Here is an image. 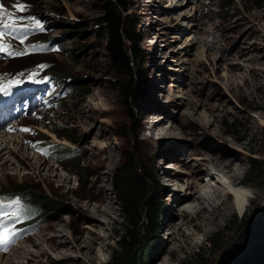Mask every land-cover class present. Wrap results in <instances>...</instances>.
<instances>
[{
    "label": "rangeland",
    "instance_id": "374dc122",
    "mask_svg": "<svg viewBox=\"0 0 264 264\" xmlns=\"http://www.w3.org/2000/svg\"><path fill=\"white\" fill-rule=\"evenodd\" d=\"M0 1L4 17L31 29L17 43L24 54L0 61V82L41 80L48 84L50 99L38 118L23 120L30 133L4 145L0 200L5 201L2 194L10 184L23 180L51 194L50 214L56 218L14 239L0 264L13 260L19 245L37 254L23 264L107 262L125 222L114 181L116 168L132 151L130 126L138 132L135 149L151 176L152 202L160 207L156 222L143 231L155 242L148 264H236L244 241L264 247V78L253 73L255 60L264 57V0H130L129 17L142 50L132 64L146 75L139 112H130L120 96L118 82L127 77L116 73L98 36L102 13L97 0ZM46 42L48 48L33 46ZM154 120L162 122L158 131L150 130ZM54 123L71 129L77 143L58 137ZM163 133L168 136L162 139ZM47 137L76 149L79 157L59 162L55 151L45 149ZM232 154L242 159V182L235 188L243 192L242 199L237 203L230 195V209L206 234L202 218L186 214L176 200L182 184L176 177L188 170H212L206 159ZM251 156L259 157V169L243 186ZM94 206L108 208L111 216L99 217L113 224L105 225L111 238L93 242L90 258L76 249L63 257L66 249L46 245L44 240L60 233L73 245L97 238L83 221L98 215ZM8 218L12 223L4 227L14 232L28 221L18 211H7L0 213V225ZM180 222H189L184 230L191 234L175 228ZM214 233L220 244L211 248L205 241ZM41 245L49 250L40 253Z\"/></svg>",
    "mask_w": 264,
    "mask_h": 264
},
{
    "label": "trees",
    "instance_id": "16d2710c",
    "mask_svg": "<svg viewBox=\"0 0 264 264\" xmlns=\"http://www.w3.org/2000/svg\"><path fill=\"white\" fill-rule=\"evenodd\" d=\"M97 1L98 8L102 13L97 19L98 36L105 41L116 73L119 76L127 77V79L118 82L120 96L130 112L131 110L139 112L145 94L146 75L142 69L134 67L132 64L133 60L141 59L142 50L140 48L141 35L136 31L135 22L129 17L130 0ZM33 46L48 48V42L45 45L37 43ZM10 72L12 73V71ZM53 128L58 137L65 138L71 143H77L71 129L58 123H54ZM126 132L133 140L132 151L128 154L125 162L116 168L114 181L115 193L122 206L125 222L123 231L118 238L117 247L112 249L109 259L104 264H148L155 248L153 239L143 231L149 223L156 222V215L160 207L152 202L149 187L151 176L146 171L143 161L135 149L134 143L137 142L138 132L134 126L127 128ZM45 149L55 151L59 156V162L61 158L71 161L80 155L76 149L63 143L54 142L49 137H47ZM249 160L251 170L248 174L249 178L244 180L243 186H246L251 178L256 176L259 169V157L251 156ZM84 176L89 177L86 171ZM2 195L7 199V202H0V209L9 208L18 211L23 218L28 219L21 229L16 231L13 239L32 233L39 223L56 219L50 214L52 211L51 194L44 190H38L23 180L10 184ZM10 222L11 220L8 219L6 224ZM245 226L246 223L243 227ZM219 242L218 233H214L205 241V244L213 248L219 246ZM236 254V264H264V247L249 240L243 242Z\"/></svg>",
    "mask_w": 264,
    "mask_h": 264
},
{
    "label": "bare ground",
    "instance_id": "6f19581e",
    "mask_svg": "<svg viewBox=\"0 0 264 264\" xmlns=\"http://www.w3.org/2000/svg\"><path fill=\"white\" fill-rule=\"evenodd\" d=\"M255 64L256 68L254 69L253 73L257 78L263 80L264 57L256 59ZM161 125L162 122H156V120H154L151 122L150 130L154 129L158 131L159 126ZM9 136H5L2 138L0 137V154H2L3 156L6 155L4 152L7 151L5 150L7 148L4 145L10 147L9 144L11 143V141L15 143L18 138ZM167 136L168 135L163 133L160 138L163 139ZM11 147H14V145H11ZM221 156H210L208 159H206L207 163L210 165L212 170L201 172L188 170L185 174L178 175L176 177L177 180L182 182V184L177 188L180 193L176 194V200L182 201V210L186 214L202 218L204 222V225H202V230L206 234L210 229H212V226L218 225V218L224 217L230 209L228 201L229 196H234L235 202L238 203L242 199L243 195L242 191L235 189L236 186L240 185L242 182L240 178V164L242 162L241 157L237 154H232L227 158H225L224 156V158H222ZM100 167L101 166L99 165L98 169ZM217 173H220L222 175V178L220 176L216 177ZM166 176H169V174H166ZM63 178L67 179L66 176H63ZM107 209H105L104 207H100L98 209L96 206H94L93 211H95L98 215H90L83 217V221L84 223H86L85 229L87 230V233L92 236L96 234L98 235L97 238L88 237V239L85 240L83 245H73L70 244L65 234L60 233L55 236H52V238H50L48 241L44 240V242H46V245L49 244L48 247L53 250H56L57 248L61 247H63V249H66L64 250V252H62L63 257L68 256L69 251L76 249L82 253H85V256L90 258V249L94 241H97L98 238L103 241H107L109 238H111V235L108 234L106 230L110 229L108 227L112 226L113 222L108 220H104V222L102 218L99 217H110L112 212H109ZM188 224L189 222H180L179 225L175 228H177L178 230H180L179 232H181V230L183 231L184 227H186ZM105 225H108V227L105 228ZM184 232L186 233V235L191 234L190 232H187L185 230ZM185 233H180V236H185ZM175 235L176 234L173 232L172 237H170L171 241L175 239ZM56 238H58L59 240ZM106 246L107 244H104L102 246L103 248H101V252L104 251ZM45 250L49 249L47 248V246L41 245L40 253H44ZM13 254L14 259H9L8 264H23V259H29L37 255L36 252H34L30 248H27L24 245L17 246L14 249Z\"/></svg>",
    "mask_w": 264,
    "mask_h": 264
},
{
    "label": "snow or ice",
    "instance_id": "6c2138e0",
    "mask_svg": "<svg viewBox=\"0 0 264 264\" xmlns=\"http://www.w3.org/2000/svg\"><path fill=\"white\" fill-rule=\"evenodd\" d=\"M21 11L24 10V6L20 5L18 6ZM4 8L3 4H0V10ZM5 27H10L11 25L5 24ZM3 36V33H0V37ZM23 42V41H21ZM7 51L6 48H4L2 45H0V52ZM24 53H16V55H23ZM8 55H13V53L9 52ZM0 91H4L3 89H0ZM11 131V129H10ZM23 131H30V129H23ZM6 215V214H4ZM16 235V232L11 231L8 227H4L3 225H0V245L5 247V250L7 249V245L12 243V238Z\"/></svg>",
    "mask_w": 264,
    "mask_h": 264
}]
</instances>
